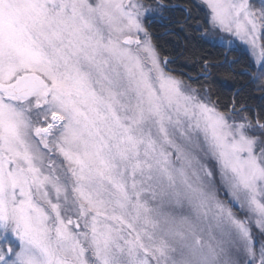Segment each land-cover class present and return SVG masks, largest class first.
Listing matches in <instances>:
<instances>
[{"label": "snow or ice", "instance_id": "6c2138e0", "mask_svg": "<svg viewBox=\"0 0 264 264\" xmlns=\"http://www.w3.org/2000/svg\"><path fill=\"white\" fill-rule=\"evenodd\" d=\"M177 8L259 104L176 74ZM0 264H264V0H0Z\"/></svg>", "mask_w": 264, "mask_h": 264}, {"label": "trees", "instance_id": "16d2710c", "mask_svg": "<svg viewBox=\"0 0 264 264\" xmlns=\"http://www.w3.org/2000/svg\"><path fill=\"white\" fill-rule=\"evenodd\" d=\"M172 2L191 4L192 0H172ZM191 15L192 18L189 19L188 13L184 12L182 8H177L165 13L167 18L163 21H153L150 31L160 54L175 61L171 64V67L176 70V74L184 75L185 78L189 75L193 77L194 85L200 83L212 84L213 90L223 103H227L234 89L240 88L251 103L259 104L260 101L257 98L259 94L253 91V86L249 83L250 76L244 73L248 66L245 60L230 62L223 48L212 44L208 40L199 39L195 29L197 18L201 23L203 22V13L193 11ZM189 33H191L190 36ZM186 48L195 51V57H193L191 63L185 59ZM203 59H208L215 64L210 81L197 79L200 63ZM226 74L230 75L227 80L224 79Z\"/></svg>", "mask_w": 264, "mask_h": 264}, {"label": "rangeland", "instance_id": "374dc122", "mask_svg": "<svg viewBox=\"0 0 264 264\" xmlns=\"http://www.w3.org/2000/svg\"><path fill=\"white\" fill-rule=\"evenodd\" d=\"M174 3L177 4V2ZM156 20L163 21L164 19L157 18ZM221 35H225V34H221ZM208 41H210L214 45L223 48L224 52L226 53V57L229 58L230 62L232 61L234 63L235 60H245V62L248 64L247 68L244 70L245 74L254 71L252 65L251 52L247 48V46L243 45L240 41L234 40L232 44H228L226 41L220 39L209 38ZM249 83L251 84V78Z\"/></svg>", "mask_w": 264, "mask_h": 264}]
</instances>
